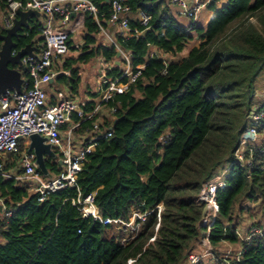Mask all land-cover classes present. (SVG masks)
Returning a JSON list of instances; mask_svg holds the SVG:
<instances>
[{"label": "trees", "instance_id": "16d2710c", "mask_svg": "<svg viewBox=\"0 0 264 264\" xmlns=\"http://www.w3.org/2000/svg\"><path fill=\"white\" fill-rule=\"evenodd\" d=\"M90 1L106 27L107 0ZM219 2L209 0L204 7V25L198 20L182 25L168 0H126L129 28L138 34L116 41L133 66L145 64L142 74L109 103H118L115 119L106 121L112 135L96 140L75 188L39 201L17 181L0 177V198L11 211L10 217L0 214V264H187L188 256L202 248L206 231L196 196L224 162L229 165L224 187L216 192L208 257L217 264H264V229L249 241L237 231L249 206L258 205L264 213V146L247 147L243 166L234 157L241 134L253 125V113L264 107L254 103L264 75V0ZM6 7L7 0H0V13ZM139 10L150 16L147 28L138 25ZM27 23L22 36L13 39L18 50L38 41L39 18ZM98 31L86 16L81 51L66 63L76 64L72 75L57 78L72 94L80 82L77 65L99 55L116 57L113 48L98 42ZM148 46L166 56V66L157 58L146 61ZM92 103L83 107L85 112ZM90 124L84 122L82 130ZM254 127L262 131L264 117ZM45 164L52 176L58 174L55 163L48 159ZM90 194L101 218L128 221L134 212L148 213L137 234L122 243L129 236L124 227L83 217L72 201ZM225 244L234 248L231 257L219 252Z\"/></svg>", "mask_w": 264, "mask_h": 264}, {"label": "built area", "instance_id": "2783aa9c", "mask_svg": "<svg viewBox=\"0 0 264 264\" xmlns=\"http://www.w3.org/2000/svg\"><path fill=\"white\" fill-rule=\"evenodd\" d=\"M208 1L168 0V5L171 14L179 22L188 24L198 20ZM107 2L108 18L104 27L97 19V7L90 0H27L23 4L7 0L4 30L13 26L17 10L38 12L40 27L36 37L38 41L30 44L33 48L32 55L24 56L21 59L22 67L18 68L21 74L24 72L20 92L6 91L0 95V177L17 181L28 191L36 193L39 201H43L51 192L75 188L85 157L94 149L96 140L112 135V129L109 125L106 126V121L115 119L118 103L108 106L109 103L113 102L117 95L126 93L131 84L141 76L145 67V64L133 66L129 53L116 41L118 37L127 39L138 34L136 30L131 31L129 28L130 8L126 0ZM86 16H91L98 27V42L103 47L113 48L116 52L113 60H108L103 55L92 59L95 68L93 80L95 90L92 92L97 96L89 101L93 102V106L88 112L83 109L88 102L78 103L65 84L67 89L56 90L51 102L47 101L43 90V86L59 77L66 79L71 77L72 68L76 64L68 66L66 63L70 59H75L81 51ZM136 18L140 27H148L150 16L146 12L139 10ZM77 37L79 42L75 41ZM19 50L13 49L12 55ZM153 58L160 59L164 66L167 65L166 56L156 48L148 46L146 61ZM81 65H77L79 73ZM263 117L264 107L261 111L253 113V125L239 138L234 157L241 166L246 163L243 159L244 150L247 147L251 148L257 141L258 132L254 125ZM87 121L91 123L90 127L82 130V124ZM33 134L45 138V143L49 144L56 154V159L45 156V161L49 159L58 166L59 172L55 176L49 171V176L42 175L33 153L28 152L29 137ZM9 155L18 157L10 160ZM10 162L12 165L9 166ZM7 166L9 168L5 169ZM223 187V174L214 175L202 185L196 196V202L203 204L202 219L206 222V231L200 241L203 253L200 255L191 253L187 264H198L202 258L211 255L208 234L218 210L216 192ZM72 204L85 218L97 220L104 226L124 227L129 236L123 237L122 243L137 234L148 214L134 212L128 221L101 218L94 204L93 194L84 198L78 197ZM0 208V214L5 217L11 216V211L6 208L1 198ZM260 234L261 230L251 227L244 241H249Z\"/></svg>", "mask_w": 264, "mask_h": 264}, {"label": "water", "instance_id": "95a60500", "mask_svg": "<svg viewBox=\"0 0 264 264\" xmlns=\"http://www.w3.org/2000/svg\"><path fill=\"white\" fill-rule=\"evenodd\" d=\"M16 15L17 18L14 20L13 26L5 29L4 34H0V95L6 91L20 92L24 79L18 68L22 67L21 59L24 56L32 55L33 48L30 44L19 50L15 55H12L13 49L16 48V43L13 39L19 38L21 30L28 27V19L31 17L38 18L39 13L34 10H17ZM27 150L33 153L37 168L41 174L49 176L45 164V156L50 159H56V154L50 145L45 143V138L40 137L38 134L31 135Z\"/></svg>", "mask_w": 264, "mask_h": 264}, {"label": "rangeland", "instance_id": "374dc122", "mask_svg": "<svg viewBox=\"0 0 264 264\" xmlns=\"http://www.w3.org/2000/svg\"><path fill=\"white\" fill-rule=\"evenodd\" d=\"M226 0H220V2L218 3V5H222L223 3H225ZM7 9V7H6ZM6 12V10H5ZM5 12L0 13V27L3 28V20L5 17ZM205 12L202 11L199 14L198 17V22L200 24H204L205 22ZM76 42H79V37H77V39L75 40ZM191 47V45H189L188 49ZM87 64H89L87 66ZM87 64H82L81 67V77H80V82L84 83L86 87L89 86L91 91L95 90V87L93 85L92 79L88 77V75L91 73L90 67H94V62L91 60L89 63ZM80 71V70H79ZM254 103L257 105H261L264 106V75L261 76L256 84V92H255V97H254ZM260 128V127H258ZM258 128H257V132H258ZM256 144L257 145H262L264 146V129L262 131H259L256 135ZM254 143V145H255ZM253 145V146H254ZM229 162H224L222 163L215 171H214V175H221V174H225L226 170L228 168ZM251 213V216H249V213ZM257 226V228L260 229H264V213L263 210L260 206L258 205H251L249 206V210L247 211L246 214L243 215V217L241 219H239V225L237 227V231L239 233V238L242 239L244 241L246 233L248 231L249 228L251 227H255V225ZM0 242L2 243L3 240L0 237ZM202 247V246H201ZM219 252H222L224 254V256H232L235 251L233 246L225 244L223 245V247L219 250ZM194 254L200 255L203 253V249L202 248H198L197 250H195L193 252ZM198 264H217V261L213 260V258H209L204 257L201 259V261Z\"/></svg>", "mask_w": 264, "mask_h": 264}, {"label": "crops", "instance_id": "0c3cea01", "mask_svg": "<svg viewBox=\"0 0 264 264\" xmlns=\"http://www.w3.org/2000/svg\"><path fill=\"white\" fill-rule=\"evenodd\" d=\"M205 22L206 23V13H205ZM182 25L184 24L183 22H180ZM202 24V25H204ZM112 31V30H111ZM89 64H87L88 66ZM91 73L88 75L89 78L92 79V82L94 80V74H95V68L94 67H90ZM80 77H81V73H80ZM58 89H67V87H65L63 82H59V80H53L52 82L48 83L47 85L43 86V90L46 93L47 96V101L51 102L53 100V96H54V92ZM93 92L90 90L89 86L86 87L84 83L79 82L78 86H77V90L75 93H73V98L78 102V103H82V102H89L90 100H92V96Z\"/></svg>", "mask_w": 264, "mask_h": 264}, {"label": "flooded vegetation", "instance_id": "af4514ba", "mask_svg": "<svg viewBox=\"0 0 264 264\" xmlns=\"http://www.w3.org/2000/svg\"><path fill=\"white\" fill-rule=\"evenodd\" d=\"M22 36V32H20V37Z\"/></svg>", "mask_w": 264, "mask_h": 264}]
</instances>
